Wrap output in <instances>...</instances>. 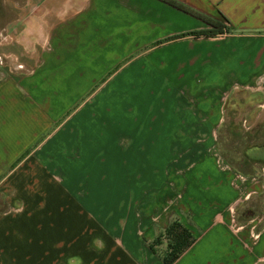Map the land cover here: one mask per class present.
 <instances>
[{
  "label": "crops",
  "instance_id": "obj_1",
  "mask_svg": "<svg viewBox=\"0 0 264 264\" xmlns=\"http://www.w3.org/2000/svg\"><path fill=\"white\" fill-rule=\"evenodd\" d=\"M175 1L226 32L166 0H0L24 65L0 66V264H165L173 219L172 264H264V143L216 149L264 110V0Z\"/></svg>",
  "mask_w": 264,
  "mask_h": 264
},
{
  "label": "rangeland",
  "instance_id": "obj_2",
  "mask_svg": "<svg viewBox=\"0 0 264 264\" xmlns=\"http://www.w3.org/2000/svg\"><path fill=\"white\" fill-rule=\"evenodd\" d=\"M191 15H194L195 17H199L200 19L205 20L208 23L207 19L211 20V17L206 16L202 13H191ZM14 40L13 34L11 32H8L5 28L0 29V43H8L10 41ZM8 56H5L4 54L0 55V66H4L6 68L10 67L13 70H22L23 64L18 61L14 53H7ZM113 59H109V57H106L104 61L101 63L102 66L106 67V75L111 70L113 71L117 66L122 64L121 60L113 62ZM119 63V64H117ZM117 64V65H116ZM23 65V66H21ZM109 67L110 70H109ZM101 72H96L95 75H99ZM101 80V79H100ZM100 83V82H98ZM88 96V94L84 95V98ZM82 99V98H81ZM79 99L77 103L80 102ZM73 99L70 100V98L67 100V108L72 109L75 106V103H72ZM258 115V116H257ZM241 115H237V117H240ZM257 116V117H256ZM255 124L252 127L246 128L245 126H237L232 131L230 126L227 125L223 128L222 135L219 137V141L217 143V154L220 158V160L224 163H232L235 160H238L241 153H243L246 150V147L251 144L264 143V110H262L260 113H256L255 115ZM243 130V131H242ZM239 132V133H238ZM111 181L117 180V175H110ZM110 196L116 197V190L111 189ZM7 209V203L5 200V195L0 192V211ZM163 234V233H161ZM163 236V235H162ZM157 243V242H156ZM161 243L166 244L168 247V240L166 236L162 237L161 242L157 243V245L161 246ZM157 246V247H159ZM168 251V249H167Z\"/></svg>",
  "mask_w": 264,
  "mask_h": 264
},
{
  "label": "trees",
  "instance_id": "obj_3",
  "mask_svg": "<svg viewBox=\"0 0 264 264\" xmlns=\"http://www.w3.org/2000/svg\"><path fill=\"white\" fill-rule=\"evenodd\" d=\"M166 1L186 11L196 13L189 7L175 0ZM207 20L213 25L211 29L191 31V34H195L198 36H215L226 32V27H224V25L220 24L219 22L212 21L210 19ZM162 235L166 236L168 240V251L163 257V261L165 264H172L174 261H176L181 256V254L195 241V237L191 230L187 228L179 219H173L167 226L163 234H160L152 243H150V247L152 249H154L157 243L161 242L163 237Z\"/></svg>",
  "mask_w": 264,
  "mask_h": 264
}]
</instances>
